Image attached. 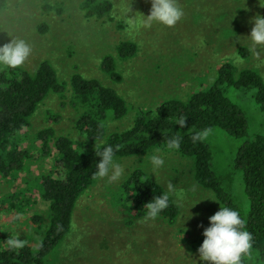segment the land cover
<instances>
[{
	"label": "rangeland",
	"instance_id": "rangeland-1",
	"mask_svg": "<svg viewBox=\"0 0 264 264\" xmlns=\"http://www.w3.org/2000/svg\"><path fill=\"white\" fill-rule=\"evenodd\" d=\"M5 1L6 7L0 11V46L12 39H23L32 48L21 68L35 72L42 62L49 61L62 81L70 83L75 75L97 79L126 100L129 115L110 124L109 131L128 129L141 110L154 111L172 99L187 100L212 83L220 65L228 60L235 61L241 69H260L264 77V49H258L257 55L251 52L248 60L239 55L240 48L250 49L252 20L257 15L264 16L260 0H178L184 15L173 27L155 22L144 25L151 12V0H109L114 9L102 20L86 18L81 9L84 0ZM127 41L135 43L139 53L121 61L117 48ZM108 56L118 61L121 83H114L102 71ZM231 97L247 116L251 132H264V112L256 104L254 93L235 91ZM69 101L70 93L64 98L50 96L34 115L27 129L29 136L33 139L38 132L52 128L57 137L82 141L76 129L78 114ZM205 139L215 153L216 173L246 207L243 177L234 170L242 142L221 130L210 132ZM29 146L31 140L22 148ZM153 154L165 160L155 173ZM54 162L53 158L30 160V171L13 179H0V201L29 189L39 177L53 171ZM116 162L125 168V173L116 182L100 179L82 195L73 228L52 252L48 264H207L200 260L198 248L205 239L204 230L210 227L209 218L222 206L213 193L196 182L191 160L175 152L156 150ZM136 169L145 170L180 205L175 225L159 218L142 222L127 213L119 188ZM36 193L32 197L26 191L23 194L31 205L20 221L14 220L0 202L1 230L22 239L37 236L30 219L36 214L46 218L48 205Z\"/></svg>",
	"mask_w": 264,
	"mask_h": 264
},
{
	"label": "trees",
	"instance_id": "trees-1",
	"mask_svg": "<svg viewBox=\"0 0 264 264\" xmlns=\"http://www.w3.org/2000/svg\"><path fill=\"white\" fill-rule=\"evenodd\" d=\"M5 7L6 1L0 0V11ZM81 9L86 18L102 20L112 13L114 6L109 0H84ZM117 52L121 61H128L138 55L139 48L127 41L119 45ZM239 55L242 60H248L251 51L243 47ZM117 64L115 57L108 56L103 60L102 71L114 83H121L123 76ZM261 71L241 69L235 61L228 60L220 65L212 83L202 86L187 100L172 99L154 111L141 110L128 129L109 131L110 124L121 122L129 115L126 100L113 88L82 75H75L66 83L49 61L42 62L35 72L21 67H0V179H13L30 171V160H55L53 171L39 177L25 190L30 197L36 191L48 205L46 218L36 214L30 219L37 236L32 234L22 239L0 228V264H48L52 252L62 245L73 228L80 198L100 180L94 177L98 170L96 165L101 161L97 151L112 145L118 146L115 160L143 157L156 150L169 151L166 140L177 134L182 141L179 149L171 152L191 160L196 182L213 193L221 206L238 211L243 230L251 233L252 248L242 258V264H264V132H251L247 116L231 97L235 91L245 95L254 93L256 104L264 112ZM66 93L71 95L69 105L77 111L76 129L82 141L57 137L52 128L38 132L32 139L27 129L39 107L50 96L64 98ZM181 117L186 118L183 128L176 124ZM206 129L224 131L242 142L234 170L241 172L243 177L246 207L216 173L215 153L206 137L193 142L192 136ZM101 139L104 144L100 143ZM29 140L32 146L22 148ZM25 191L0 201L16 221L22 220L30 209V199L22 197ZM164 192L165 189L143 169L132 172L119 188L120 200L133 219H143L145 205ZM180 213V205L170 197L169 207L158 218L173 226ZM17 239L22 246L13 245L12 241Z\"/></svg>",
	"mask_w": 264,
	"mask_h": 264
},
{
	"label": "clouds",
	"instance_id": "clouds-1",
	"mask_svg": "<svg viewBox=\"0 0 264 264\" xmlns=\"http://www.w3.org/2000/svg\"><path fill=\"white\" fill-rule=\"evenodd\" d=\"M151 12L144 21L145 26H150L153 22L166 27L175 26L183 17L184 12L178 4V0H151ZM260 6L264 7V0H260ZM252 30L249 36L250 51L258 54V49H264V16L257 15L252 20ZM32 53L31 46L23 39H12L9 43L0 46V67L15 69L22 66ZM186 118L178 119V125L183 128ZM210 129L200 131L192 136L193 142L204 139ZM182 137L171 135L166 140V148L169 151L177 150L180 147ZM101 144L105 142L103 139ZM99 145L97 144V148ZM118 146L106 145L102 150L97 151V156L101 161L96 165L97 171L95 178L105 179L109 183L121 179L125 173V168L115 160V152ZM159 151V150H158ZM153 173L161 169L165 160L158 154L151 156ZM169 190L172 185H168ZM169 192H164L157 196L153 201L145 205V215L142 222L155 220L159 215L169 207ZM191 218V216H190ZM210 227L203 232L205 239L198 248L201 261L207 264H242V258L250 253L253 237L250 232L243 230V220L240 213L227 206H222L221 210L209 218ZM14 246H22L20 240L12 241Z\"/></svg>",
	"mask_w": 264,
	"mask_h": 264
}]
</instances>
